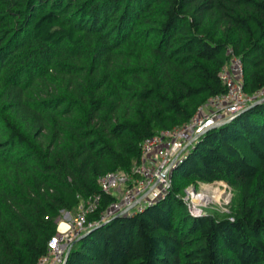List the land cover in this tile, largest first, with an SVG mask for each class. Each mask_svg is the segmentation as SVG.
<instances>
[{"label":"trees","instance_id":"16d2710c","mask_svg":"<svg viewBox=\"0 0 264 264\" xmlns=\"http://www.w3.org/2000/svg\"><path fill=\"white\" fill-rule=\"evenodd\" d=\"M264 88V0H0V264H36L63 211L130 169L143 139L225 92ZM166 195L77 238L65 264H264V100L200 135ZM225 180L230 213L193 215ZM93 216H97V213Z\"/></svg>","mask_w":264,"mask_h":264},{"label":"built area","instance_id":"2783aa9c","mask_svg":"<svg viewBox=\"0 0 264 264\" xmlns=\"http://www.w3.org/2000/svg\"><path fill=\"white\" fill-rule=\"evenodd\" d=\"M221 77L227 85L225 92L208 97L188 120L143 139L139 158L130 169L116 168L100 177L103 192L112 196L110 201L103 204V193H96L83 198L76 212L66 210L68 217H60L47 252L36 264H64L74 241L92 227L120 214L137 213L164 197L172 184L175 167L202 133L226 122L255 101L264 100V88L252 94L244 90L243 64L239 57L233 55ZM198 185L200 189L196 183H190L183 194L193 215L204 214L201 212L204 203L227 192L229 187L225 180L201 181Z\"/></svg>","mask_w":264,"mask_h":264},{"label":"rangeland","instance_id":"374dc122","mask_svg":"<svg viewBox=\"0 0 264 264\" xmlns=\"http://www.w3.org/2000/svg\"><path fill=\"white\" fill-rule=\"evenodd\" d=\"M186 186L187 185H185L183 188V194L185 193ZM196 186L197 189H200V185H198V183H196ZM222 189H224V186H222ZM226 190L227 192L223 191L221 194H219V197L217 196L215 199H209L207 202H205L204 205L202 206L201 212L214 213L219 217H222L225 214L230 213L231 203L234 197V190L231 188V186L227 187ZM70 215L72 214L70 213ZM61 217L67 218L68 217L67 211H63L61 213Z\"/></svg>","mask_w":264,"mask_h":264},{"label":"water","instance_id":"95a60500","mask_svg":"<svg viewBox=\"0 0 264 264\" xmlns=\"http://www.w3.org/2000/svg\"><path fill=\"white\" fill-rule=\"evenodd\" d=\"M262 100H263V99H262ZM262 100H259V101H255L254 103L260 102V101H262ZM88 231H90V230H88ZM65 262H66V260H65ZM65 262H64V264H65Z\"/></svg>","mask_w":264,"mask_h":264}]
</instances>
